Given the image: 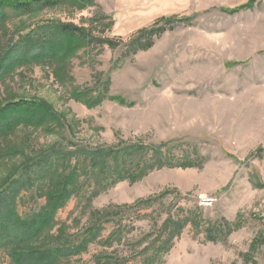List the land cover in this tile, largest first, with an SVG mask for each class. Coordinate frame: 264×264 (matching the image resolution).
<instances>
[{
	"label": "rangeland",
	"instance_id": "1",
	"mask_svg": "<svg viewBox=\"0 0 264 264\" xmlns=\"http://www.w3.org/2000/svg\"><path fill=\"white\" fill-rule=\"evenodd\" d=\"M79 1L0 17V107L28 99L52 111L34 113L45 116L43 124L20 125L0 139V188L52 149L167 143L195 167L155 170L91 201L72 198L57 215L68 234L85 228L95 210L164 196L147 220L131 217L125 242L93 244L62 264H95L98 254L132 256L136 241L168 213L189 211L201 226H187L162 264H264V0ZM247 4L252 8L240 9ZM234 9L240 10L229 12ZM166 19L174 26L145 50L131 47L143 29ZM53 24L83 29L90 44L74 39L73 48L67 40L46 64L5 59L20 37ZM52 114L60 119L55 129ZM10 150L15 154L6 155ZM32 195L21 196V216L43 206ZM221 221L230 230L210 241L207 230ZM0 264L14 263L2 251Z\"/></svg>",
	"mask_w": 264,
	"mask_h": 264
},
{
	"label": "trees",
	"instance_id": "2",
	"mask_svg": "<svg viewBox=\"0 0 264 264\" xmlns=\"http://www.w3.org/2000/svg\"><path fill=\"white\" fill-rule=\"evenodd\" d=\"M66 1L0 0V17L53 9ZM251 8V4H247L240 9ZM240 9L229 12L235 13ZM165 22L149 30L143 29L140 36L130 43L131 47L145 50L155 37L174 26L170 25L171 19ZM74 39L90 44L89 36L81 28L65 24L36 26L9 46L5 59L16 64L50 63L57 60L59 46L67 40L75 47ZM97 98L101 100L99 96ZM44 111L52 112L45 104L28 99L4 104L0 107V139L20 125L43 124L45 116L34 119V113ZM51 120L55 123L54 129L60 126L57 115L52 114ZM15 152L10 150L6 155ZM177 156L167 143L156 146L119 144L97 149L56 148L30 160L0 188V252H6L14 264H62L87 252L93 244L106 247L122 244L131 234V217L135 216L139 221L150 218L149 210L162 204L163 195L139 200L132 205L95 210L90 213L88 225L76 234H68L66 224L60 223L57 215L76 196L91 201L121 182L140 181L155 170L193 168L197 164L189 161L188 156L182 155V160ZM24 193L33 194L31 199L43 200L44 204L39 210L21 216L18 206ZM200 223L192 211L184 215L170 212L160 226L155 222L157 228L136 241L138 249L134 255L98 254L95 264H162L184 229L187 226L199 228ZM108 226L112 230L103 237ZM54 229L56 231L53 232ZM229 230V225L221 221L213 224L207 234L209 240L215 242Z\"/></svg>",
	"mask_w": 264,
	"mask_h": 264
}]
</instances>
